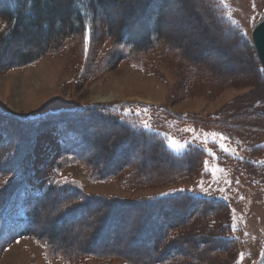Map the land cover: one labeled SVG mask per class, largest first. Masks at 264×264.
Returning a JSON list of instances; mask_svg holds the SVG:
<instances>
[{
	"label": "rangeland",
	"instance_id": "rangeland-1",
	"mask_svg": "<svg viewBox=\"0 0 264 264\" xmlns=\"http://www.w3.org/2000/svg\"><path fill=\"white\" fill-rule=\"evenodd\" d=\"M223 1L222 10L225 12L228 8L242 30L247 31L264 13V0ZM146 2L149 3L146 14L139 15ZM146 2L141 6L136 0H116L110 11L100 17L98 33L102 30L104 34L105 23L115 33L119 27L126 29L137 21L146 22L151 28L157 14L162 15V25L174 11H180L187 29V45L177 44L171 34H165L160 27V47L147 53L142 62L121 60L107 53L108 42L103 40L99 48H90L92 60L88 61L85 47L78 46L77 39L72 38V42L67 40L71 45L44 54L25 66H13L15 61H8L20 52L36 50L34 45H28L33 40L29 33L23 40L18 38L4 47L0 45V135L1 130L6 134L2 137L0 161L7 157L0 166L16 172L25 169L26 175L31 177L32 189L42 191L60 152L57 146L62 138H58L55 127L59 120L66 119L69 127L81 130L83 142L79 145L84 143V149L80 153H89L90 158L83 164L78 159L73 160L60 169L61 180L74 181V185L90 196L115 198L127 204L123 208V205L115 207L112 216L105 217L103 211H110V205L106 208L102 206L107 203L100 206L102 201L100 205L91 201L87 209L81 210L72 220V216L68 217L63 225L52 216L57 211L55 203H46L39 209L36 227L46 231L53 229L54 238L74 250L94 238L100 228V241L114 240L116 247L130 256L148 258L152 250L144 245L148 240L160 239V228L155 226L143 231L154 226L159 218L164 220L168 216L170 221H166H181L185 211L188 219H192L199 207L181 211L178 208L184 207L186 201L176 203V206L171 203L173 207L167 208L166 214L178 210L184 214L175 220L171 215L158 218L155 213L153 216L150 209L141 211L136 206L135 209L125 206L134 200L184 189L179 192L208 198L207 209L212 208L214 215L197 216L192 223L185 221L180 230L169 236V243L174 247L176 242L183 244L186 255H177L163 264H255L264 249V76L257 71L253 48L242 47L234 35H227L218 27L210 4L203 7L200 0ZM216 2L211 0V3ZM130 7L134 14L126 13ZM251 29L252 26L250 32ZM145 108L149 110L146 114L137 115L138 110ZM126 109L129 112L125 117L136 115L145 118L141 121L150 120L151 127L181 144L191 141L181 149L184 152L180 157L182 160L170 161L171 168H168L166 162L159 161L162 159L160 152H145L144 147L136 143L128 145L129 135L125 130L108 119L100 121L96 116L100 111L109 117L111 111V116L117 118V115L124 116ZM73 110L80 113L69 118L67 113ZM45 116L47 119L40 120L39 124L24 121ZM211 133L222 134L227 139L221 141L220 136L212 137ZM213 139L217 141L215 145ZM220 142L234 150V154L222 151L218 146ZM199 148L206 149L208 154L206 158L202 157V169L197 170ZM208 149L213 154L210 155ZM135 157L137 160L143 158L141 176L148 178L147 183L131 185L129 170L119 172L118 176L95 179V170L107 172L108 167ZM205 161L208 162L207 169ZM194 173L196 177H193ZM4 180V177L0 178V185ZM99 208L102 217L96 213ZM227 209L232 221L229 216L226 227L218 217L226 218V214L229 215ZM86 212L90 214L89 219L81 218L75 223ZM148 215L146 223L144 219ZM111 223L117 224L111 226ZM226 228L230 236L223 233ZM212 235L215 238L222 235L226 241L215 240ZM196 237L206 244V248L194 245L192 239ZM8 239L1 240L0 264H69L46 259L43 246L29 237ZM84 264L130 262H124L119 256L90 258Z\"/></svg>",
	"mask_w": 264,
	"mask_h": 264
},
{
	"label": "trees",
	"instance_id": "trees-1",
	"mask_svg": "<svg viewBox=\"0 0 264 264\" xmlns=\"http://www.w3.org/2000/svg\"><path fill=\"white\" fill-rule=\"evenodd\" d=\"M115 1L116 0H99V7L102 8L103 14L110 11V7H112ZM160 1L162 2V4L164 3V0ZM200 1L202 2L203 7H208L207 5L210 4V9L212 8L211 13L214 16L218 27H220L223 32H226L227 35H234L233 38H236L235 40L238 44L241 43V33H248L247 36L249 38V41H252L250 36V27L252 26L253 28L255 23L253 25L250 24V27L247 28V31L244 29L242 30L233 20L234 18L232 17L230 11H228V8L225 12L222 10L225 6V2L223 0H217L216 3H211V0ZM29 4L30 0H4L3 2H1L0 0V23H2V28L0 29V45L4 47L18 38L20 40H23L25 34L29 33L30 38H32L33 40L30 44L28 43V45H34L36 47L35 51L27 50L24 53L20 52L16 56H14L12 60L10 59L8 61L9 63L15 61V65L13 66H25L34 63L44 54H48L52 51H59L61 50V48L71 45V43H68L67 40L69 42H72V38L74 40L77 39L76 41H78V46L85 47L84 25L86 22L89 23L90 26L87 53L85 54V49L83 50L85 59L88 61L92 60V55L90 57L91 53H89L90 48L92 46H94L95 48H99L100 44L103 41L108 42L109 50L107 53L110 52L114 54L115 57L121 60L133 59L135 63L136 60H140L142 62V60H145L147 53H150L152 50L160 47L159 39H153L151 37V28H148L146 22L137 21L135 25H131L126 29H124L123 27H119L116 33L113 30H110L108 28V25L105 23L106 28L104 30V34L102 33V30L98 33L97 28L100 18H96L94 15H92L95 13L97 5L95 3L89 4V0H83V4L80 3V0H56L55 3H44L43 0H34L31 8ZM148 5V2L143 5V8L138 12L139 15L142 14L144 16L146 14ZM126 13L134 14V9L130 7L126 10ZM154 21L157 25V31L159 32V28L162 22V15L157 14ZM9 33H11L10 38H8ZM101 35L102 38H100ZM39 40L42 41V44L40 45ZM118 43H126V46L121 50L117 47ZM253 52L254 57L258 62L257 71L261 76H264V72L261 71L263 67L258 60L254 48ZM99 110L105 111V109L103 108H99ZM68 112L69 113H67V115H69V118L70 116L74 117L76 114L80 113L79 111L76 112L75 110ZM113 112L117 114L119 113L117 111ZM112 114L111 111H109V117H106L107 115L103 116L99 111V114H97L96 116L100 118V121L108 119V121H110V123H112L113 125L119 127L122 130H125V132L129 135L127 139L128 145L136 143L137 146H143V151L145 152H147L148 150H155L157 152H160L162 159H160L159 161H161L162 163L166 162L168 164V168H171L169 167L170 161L175 163L176 161L182 160L180 159V157H183L184 152H182L181 150L177 152L169 148L167 136L164 133L159 132L153 127H151V130L143 128L141 120H144L145 118H139L136 115H134L133 118L125 117L122 115H117L119 117L113 118L111 116ZM45 118L46 116L41 118H34L33 120L24 119V121H33L39 124L40 120L43 121ZM65 120L66 119L59 120V127H55V131L58 130V132H56L57 134H59L58 138H62L57 146V148H60V152L57 154L56 160L52 165V172L50 176L45 180L46 185L44 189H42V191H36V189H32L33 184H31V177L26 175V172L28 171H25V169H23V171L22 169H19L16 172L13 169L5 170L6 167L3 168L2 166H0V172L3 173L0 178L4 177V179H8V183L6 185H4V183L0 185V189H2V191H0V246H2L1 240L4 239V237L9 238L8 240L10 241H13L14 239H17L19 237H29L43 246L46 259H58L61 261H66L69 264H77V261L78 264H84V262L88 261V259L90 258L111 259L119 256H121V259L124 260V262L127 261L128 263L130 262V264H163L169 260H172L173 258L175 259L177 255H186L184 252L185 247L183 246V244L176 242V246L174 247L169 243L171 241L169 239V236H173L174 232L180 230L181 226H183L187 221H191L190 223H192L193 218H196L197 216L208 214L214 215V213H211V211L213 210L212 208L207 209L208 206L206 205H208L210 202L208 198L199 197L193 194L187 195L184 192L179 191L170 192V195L167 197L161 196L160 193L144 199L134 200L130 202V204L128 203L129 205L125 206L131 209H135L134 206H136V208L141 211H147L150 209L152 210L151 212L153 216L155 215V213L156 215H158V218L159 216L164 217L167 215H171L170 217H173V219L175 220L182 218L184 214L181 211L183 209H186L188 211L187 208L194 209L195 206L199 207L194 212L192 219H188L189 215L187 214V212V215L185 214L186 217H183L181 221L179 220L176 222H169L170 220L167 216L165 217L167 219L161 220V218H159L154 226H149L145 231H143L147 232L150 230V228H154L155 226L160 228V239L148 240V242L146 243L144 242V246L149 247L152 250V253H150V255L152 256L150 257L149 255L147 256L148 258L140 256H138L139 258H137L135 255L130 256L129 253L125 252V250L117 248L116 242L114 240H108L104 242L100 241L101 235L99 227L96 233L97 235H95L94 238L90 239V241H85L84 245L81 248H76V250H74L71 246L58 242V240H56L52 235L53 229L46 231L45 229L36 227L38 221L37 216L40 212L39 209H43L46 203H55V209H57V211H55L56 213L52 216L54 219L62 222L63 225H66V219L68 217L72 216V220L80 213L81 210L87 209L88 204L91 201H94L92 203H96L98 205H100V202L102 201L100 206H102L103 203H107V206H102L106 208L110 205V211H103V214H105L103 216L105 217H111L115 207L123 205V208L124 205L127 204H123L115 198H112V200H108L109 198L106 197L100 198V196H90L86 194V192L83 191L81 187H77L72 183L61 185H57L55 183L51 185L49 184L50 179L52 181H62L58 171L70 165L71 161L78 159L80 163L83 164L87 162L88 158H90L89 153H84V155L80 153L82 148L84 149V143L82 146L77 145L80 143L82 144L83 142V137L80 134L81 130L69 127V124ZM1 133L2 135H0V147H2V137L6 136L3 130H1ZM198 153L200 156L198 157L199 161L197 163V170H200L203 167V159L207 157L206 155L208 153L204 148H199ZM14 156L15 155H13V158ZM202 157L204 158L202 159ZM6 160L7 157L3 159V162ZM142 160L143 158H139V160H137V158L135 157L132 160L120 161V163H116L114 167H108L107 172H98V170H95V173L97 175L95 179L102 180L108 175L118 176L119 172L129 170V175H131L129 176V182L131 181V185L135 186L147 183L146 180L148 178H146L145 176H141L143 167L141 166ZM54 169L58 170L53 171ZM13 172H15V175H13ZM196 176L197 175L194 173L193 177ZM136 181L138 183H136ZM25 191H27V194H23ZM163 200H168L171 203H175V206L176 203H178L179 205V203H182L183 201H186V204L184 207L181 205L179 206L178 209L181 211L178 210L175 211V213L168 212L166 214L167 210L170 207L162 206L160 202ZM190 204L191 206L189 207ZM201 205H205V207L203 208ZM96 213L100 216V208ZM226 213H229V215L226 214V218H224L223 216H219L218 219H221L222 221L220 222L222 223V225L227 227L228 223H226V221L228 217L231 216V212H229L227 209ZM88 214L89 213L86 212L78 219L76 218L77 220L75 221V223L79 222L78 220L81 218L89 219L87 217H89L90 214ZM152 215L150 213L149 219L151 220ZM93 216L94 215H92L90 218H93ZM100 217H102V215ZM148 217L149 215L144 219L146 223L149 221V219L146 221ZM230 218L232 221V216ZM111 224V226H113L117 223ZM168 224H170L171 226ZM177 225L178 227H175ZM61 228L63 227L61 226ZM168 228L169 230H167ZM221 228L219 227L218 229L221 230ZM78 229L80 232L81 228L78 227ZM224 230L225 231H223V233H225V235L227 236H230L228 228ZM212 237L215 240L220 239L226 241V238L222 235H218L216 238L214 237V235H212ZM192 242L195 243L194 245L196 247L200 248L203 246V248H206V244L197 237L195 239L193 238Z\"/></svg>",
	"mask_w": 264,
	"mask_h": 264
},
{
	"label": "snow or ice",
	"instance_id": "snow-or-ice-1",
	"mask_svg": "<svg viewBox=\"0 0 264 264\" xmlns=\"http://www.w3.org/2000/svg\"><path fill=\"white\" fill-rule=\"evenodd\" d=\"M34 2V0H30V8L32 6V3ZM44 3H55L56 0H43ZM136 2L138 3V5H143L146 0H136ZM80 3L83 4V0H80ZM95 3L97 5V9L95 11L94 15L96 18H100L103 16V10L102 8L99 7V0H89V4ZM91 18V17H90ZM46 27V25H45ZM85 27V32H84V41H85V54L87 53V49H88V38H89V31H90V26L89 23H85L84 25ZM160 27L163 29V31L165 32V34H171V38L174 42H176L177 44L180 43H184L185 45H187V40L185 38V32H186V25L184 22V17H183V13L180 11H174L164 22L162 25H160ZM11 33L8 34V38H10ZM159 35L160 33L157 31V25L155 23V21L152 22L151 25V37L153 39H159ZM240 38H241V46L244 47H250V48H254L255 47V41L254 39L252 41L248 40V36L247 33H241L240 34ZM126 46V43H118L117 47L120 48L121 50ZM178 50H184V49H179ZM0 52H2V49H0ZM262 72H264V69H261ZM149 110L147 108L142 109V110H138L137 115H141V113L146 114ZM129 110H125L124 112V116L128 115ZM142 126L145 129L151 130V121H142ZM135 127V126H134ZM183 131H193L192 129H184ZM101 134H103L101 132ZM206 136L209 134H205ZM212 137H216V136H220L221 141L226 140L227 137H224L222 134H218V133H211L210 134ZM168 140V147L173 149L174 151L179 152L181 149L184 148L185 144L191 143V141H185L184 144L179 143L178 141H176L173 137L168 136L167 137ZM205 143H207V140L204 141ZM217 143V141L215 139H213V144L215 145ZM219 148L224 151V152H229L230 154H234V150H230L228 147H226V145L223 142L219 143ZM209 154H213L211 152L210 149H208ZM3 161H0V164H2ZM207 165L208 162L205 161V167L207 169ZM58 169H54L53 171H57ZM3 173L0 172V176H2ZM13 175H15V172H13ZM10 179V177H9ZM4 185H6L8 183V179H5L3 181ZM57 184V185H61V184H69L72 183L74 184V181H67L66 179L64 181H52L51 179L49 180V184ZM237 183H239V181H237ZM221 191H223V189H220ZM0 191H2V189H0ZM179 191H184V189H180ZM188 191H192L191 189H189ZM170 193H161V196L167 197L169 196ZM162 206H171V202L168 200H163L160 202ZM171 239H175V237H171ZM19 242V241H17ZM46 246V245H45Z\"/></svg>",
	"mask_w": 264,
	"mask_h": 264
},
{
	"label": "water",
	"instance_id": "water-1",
	"mask_svg": "<svg viewBox=\"0 0 264 264\" xmlns=\"http://www.w3.org/2000/svg\"><path fill=\"white\" fill-rule=\"evenodd\" d=\"M251 39L255 41V52L264 69V13L251 30ZM255 264H264V249Z\"/></svg>",
	"mask_w": 264,
	"mask_h": 264
},
{
	"label": "bare ground",
	"instance_id": "bare-ground-1",
	"mask_svg": "<svg viewBox=\"0 0 264 264\" xmlns=\"http://www.w3.org/2000/svg\"><path fill=\"white\" fill-rule=\"evenodd\" d=\"M79 145V144H78ZM185 213H186V211H185ZM186 217V216H185Z\"/></svg>",
	"mask_w": 264,
	"mask_h": 264
}]
</instances>
